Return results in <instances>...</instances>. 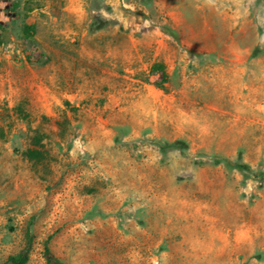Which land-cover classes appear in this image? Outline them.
Here are the masks:
<instances>
[{
    "label": "rangeland",
    "instance_id": "374dc122",
    "mask_svg": "<svg viewBox=\"0 0 264 264\" xmlns=\"http://www.w3.org/2000/svg\"><path fill=\"white\" fill-rule=\"evenodd\" d=\"M47 242L264 264V0H0V264Z\"/></svg>",
    "mask_w": 264,
    "mask_h": 264
},
{
    "label": "trees",
    "instance_id": "16d2710c",
    "mask_svg": "<svg viewBox=\"0 0 264 264\" xmlns=\"http://www.w3.org/2000/svg\"><path fill=\"white\" fill-rule=\"evenodd\" d=\"M23 39L29 45L33 47H37V40L35 39L34 34L30 31V29H25L23 31ZM150 75L151 76L160 75V81H157L156 85L160 87L161 89H166L165 84H167L169 81V74L163 64L161 63L154 64L153 67L151 68ZM186 147H187L186 144L182 141H177L172 144H166L164 146L165 149L173 148V149H179V150H183ZM229 165L239 170L247 178L256 176L251 166L246 163L232 164L231 162H229ZM45 258H46V264H61L60 260L57 257H55V255L52 253L48 242L45 246ZM25 261H26V258H24L22 255H16V256H11L6 262V264H24Z\"/></svg>",
    "mask_w": 264,
    "mask_h": 264
}]
</instances>
